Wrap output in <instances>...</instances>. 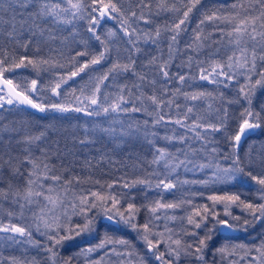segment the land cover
Instances as JSON below:
<instances>
[{"label": "snow or ice", "instance_id": "obj_1", "mask_svg": "<svg viewBox=\"0 0 264 264\" xmlns=\"http://www.w3.org/2000/svg\"><path fill=\"white\" fill-rule=\"evenodd\" d=\"M202 5L203 0H130L129 7L122 0H0V111L29 106L41 113L103 118L85 127V137L74 143H95L89 133L99 132L115 142L142 138L152 148L146 167L139 159L134 165L144 176L85 188L86 179L58 173L52 165L60 147H43L45 132L22 133L15 121L0 120V173H8V183L0 187V249L19 251L7 258L0 251V264H43L40 253L57 264L64 242L94 232L101 215L134 231L146 252L105 233L63 264L79 258L84 264H153L151 258L155 264H209L214 238L209 217L228 231L264 222V149L247 159L236 151L243 137L264 126V105L253 106L257 92L264 91V0H232L206 9L185 40L192 14ZM161 17L166 23L152 28ZM109 20L117 21L118 29L102 36L98 29ZM85 21L87 39L80 35ZM27 68L36 73L30 83L17 79V70ZM42 73L55 74L48 88L57 98L66 95L70 81L88 80L65 103L45 104L36 102L44 92ZM225 89L234 96L227 97ZM232 105L242 110L238 129L226 137L233 153L224 156L230 163L223 166L216 159V134L226 130ZM209 169L207 179L179 178L181 170ZM242 177L257 186L251 200L213 194L207 196L211 204L196 208L187 196L162 198L165 192L187 191V185L231 184ZM138 187L161 198L138 206L131 193ZM218 204L228 219L218 216ZM233 206L243 217L232 215ZM33 249L38 255L29 258ZM211 255V264H264V240L253 247L224 244Z\"/></svg>", "mask_w": 264, "mask_h": 264}, {"label": "trees", "instance_id": "obj_2", "mask_svg": "<svg viewBox=\"0 0 264 264\" xmlns=\"http://www.w3.org/2000/svg\"><path fill=\"white\" fill-rule=\"evenodd\" d=\"M125 7H129L130 0H122ZM232 0H203V5L198 6L197 10L194 11L190 20V26L188 29L187 36L184 37L185 40L189 39L192 35V29H194L200 19L203 18L206 9H211L214 7H219L222 5H231ZM86 21L82 22L80 25V35L87 39L86 32ZM159 23L163 25L166 20L161 17L152 24V28H155L156 24ZM116 30L118 29V22L115 20H109L102 22L98 31L102 36L106 35L108 29ZM67 35V33H65ZM122 35V33H118ZM95 48H99L100 45L96 41L90 42ZM119 43V41H117ZM183 47V43L181 44ZM32 55V52H29ZM179 61H177L178 63ZM175 71V68H173ZM63 74V73H62ZM94 75V74H93ZM55 76L53 73H42L40 76L41 87L44 88V92L39 95L36 102H42L45 104L51 103H65L68 98H70L72 90L74 88H79L87 80L88 77L84 76L83 80L79 77L76 78V82H69V85L65 89L66 95L61 98L54 97L48 88V85L52 82V78ZM32 78H36V73L33 69H19L17 70V79L25 80L27 79L30 83ZM203 84L204 82H199ZM211 88V85H206ZM227 97L234 96V90H224ZM261 105H264V91H258L254 97L253 106L256 110H259ZM239 105H232L229 109V119L227 120V128L216 134V144L219 148V154L216 159L221 165L227 166L230 161H225L224 156L233 153V148L230 146L229 141L226 139L227 136L234 135L235 131L238 129V116L241 111ZM139 118V117H138ZM103 118H89L82 114H77L75 112L68 114H60L58 112L49 110L44 113L36 112L29 108L21 106L20 108H12L8 111H0V120L4 123H9L12 121L16 122V126L24 132H31L34 134H39L40 132H45L46 139L43 147H55L56 144L60 147V156H56L53 152V159L51 161L52 165L55 166L58 173L66 172L67 175H79L82 179H86L87 182L83 185L85 188H92L96 181L102 184L112 183L113 181H118L122 179H134L136 177H142L145 175L143 168L134 167L137 164V160L145 162V167L148 160L152 158V148L147 144L142 138L139 140L133 139L127 143L115 142L108 137L102 136L99 132L89 133V138L95 140V143H89L87 146H80L74 141L83 139L85 137L84 128L89 129L95 126V123L99 122ZM127 119V118H122ZM141 122H142V118ZM161 145L164 141H159ZM234 143V142H233ZM262 149H264V126L255 129L250 134L242 138V141L236 149L239 156L247 159L249 153L251 152L253 157L257 156ZM174 150V149H173ZM19 151V149H15ZM86 161L88 163H86ZM203 162V161H201ZM212 176V170H205L204 172H188L185 173L181 170L180 179H207ZM0 179L3 183L0 187L5 186L8 183V173L7 170L0 173ZM187 191L184 189H179L174 193H163V200L165 202H170L173 200H179L182 197L193 198V206L199 208L201 205L211 204V201L207 200L208 195H231L239 194L241 199L251 200L254 198L256 185L247 177H242L238 182H233L231 184H213L209 183L207 185L196 184L185 186ZM123 189L117 188V191ZM128 191V190H123ZM131 193L136 197L135 203L140 206L147 202L160 199L161 197L157 194L155 190L141 191L140 188H134ZM203 194L202 196L200 194ZM126 206V205H125ZM6 211V205L3 206ZM188 208V211H191ZM216 212L218 216L222 219H228L224 215L223 204H218L216 206ZM232 215L242 216V209L233 206L229 209ZM179 216H186L187 213L183 211H178ZM102 215L98 217L96 221L95 231L88 234H83L81 236L75 237L74 239L65 241L60 247L58 253L57 264H63V261L67 260L69 257H77L81 248L89 245L96 244L99 239L103 238L105 233L117 239H125L129 241L132 245L136 247L141 253L146 252V249L142 241L137 237L136 233L130 228H126L123 224H111L107 221L101 219ZM146 218V212L142 210L138 215L139 223H144ZM4 219H7L4 216ZM21 223L20 221H16ZM82 222V221H80ZM208 228H214V238L211 242V246L208 253L209 264L213 259L211 253L217 247L229 244L238 245L245 244L249 247L260 244L264 240V222L257 223L254 227L248 228L247 231L238 230V234H220L217 230V225L211 217L208 218L206 222ZM205 230L200 231V235L204 234ZM85 238V239H84ZM163 247V246H162ZM2 251L3 257L7 258L11 255H19V251L5 250ZM36 250H31L29 253V258L37 256ZM238 255H243L239 253ZM39 259L43 264H48L47 257L43 253L39 254ZM153 264H155L154 258ZM217 262L219 257H216ZM72 264H84L82 258L73 259Z\"/></svg>", "mask_w": 264, "mask_h": 264}, {"label": "water", "instance_id": "obj_3", "mask_svg": "<svg viewBox=\"0 0 264 264\" xmlns=\"http://www.w3.org/2000/svg\"><path fill=\"white\" fill-rule=\"evenodd\" d=\"M23 107H26V108L31 109L29 106H23ZM31 110H34V111L38 112V111L35 110V109H31ZM101 219L104 220V221H107V222H109V223H111V224L116 225V223L108 221V220H107L106 218H104L103 216L101 217ZM217 230H218V233H220V234H233V235L238 234V231H228V230H226V229H224V228H222V227H220V226H218V225H217Z\"/></svg>", "mask_w": 264, "mask_h": 264}, {"label": "rangeland", "instance_id": "obj_4", "mask_svg": "<svg viewBox=\"0 0 264 264\" xmlns=\"http://www.w3.org/2000/svg\"><path fill=\"white\" fill-rule=\"evenodd\" d=\"M85 239V238H84Z\"/></svg>", "mask_w": 264, "mask_h": 264}]
</instances>
